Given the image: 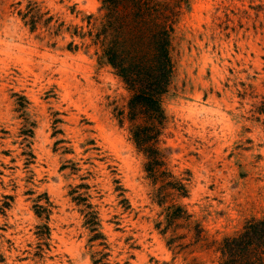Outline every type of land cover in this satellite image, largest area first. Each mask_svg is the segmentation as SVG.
Returning a JSON list of instances; mask_svg holds the SVG:
<instances>
[{"label":"clouds","instance_id":"9594fccd","mask_svg":"<svg viewBox=\"0 0 264 264\" xmlns=\"http://www.w3.org/2000/svg\"><path fill=\"white\" fill-rule=\"evenodd\" d=\"M191 12L192 0H0V264H180L194 224L208 240L234 226L239 241L241 219L264 213L250 199L264 196V14H248L234 51ZM156 31L177 72L148 111L129 103L123 69L143 58L159 74ZM166 201L182 209L171 223ZM235 264H264V235Z\"/></svg>","mask_w":264,"mask_h":264},{"label":"rangeland","instance_id":"374dc122","mask_svg":"<svg viewBox=\"0 0 264 264\" xmlns=\"http://www.w3.org/2000/svg\"><path fill=\"white\" fill-rule=\"evenodd\" d=\"M226 3H235V4L243 5V7H228L227 9H225ZM212 8H215L217 12H221V11L224 12V15L222 17L216 16L214 18V23H213ZM69 11L74 14V9L70 8ZM206 12L208 13L207 16L208 22L210 25H212L215 28L216 35L219 38V40H222L225 43L231 42L232 50L236 51L239 47L237 43L238 40L243 39V36L246 31H252V28L246 27V22L249 21L250 19L248 14L249 13H252L253 15L264 14V7L260 5L259 0H192V12H191L192 17L196 18L197 20H204ZM89 22H91V18L89 19ZM176 27L177 25H175V28ZM208 46L212 47L211 42H209ZM193 47H190V50H193ZM237 54L240 55L241 53L237 51ZM261 59H264V56H262ZM229 71H232V69H229ZM176 72H177V66H174V76L176 75ZM208 74H211L210 71ZM45 96L48 97L50 96V94L45 93ZM22 99L23 98H21V101ZM55 134L56 133L53 132V135ZM93 143L94 142L89 141L88 148H86L85 150L87 151L91 149ZM55 148L56 146L54 145L53 150H55ZM26 155L32 158V154L26 153ZM228 155H231V153H228ZM194 159L195 156L190 155L188 157V160H194ZM227 162L228 161L226 160L225 163ZM64 167L65 166L62 165L61 169L63 170ZM81 187H87V185L82 184ZM25 195H31V193L28 192L25 193ZM11 198L12 197H8V199ZM77 199L79 198L77 197ZM250 199H254L255 205L257 206L258 209L260 207H264V196H258L255 192H253ZM165 203L167 205H170L173 202L167 201ZM122 205L125 208H128V201H122ZM262 214L264 213H261L258 210L255 215H252L250 217L248 216L243 217L240 221V228L244 225V223L247 220L251 218H255ZM216 223H218L221 226V228L224 229V225L226 221L222 212L217 215ZM114 227L116 228L117 231L119 230L118 224L115 225ZM156 227L159 228V225H157ZM200 227L202 228L201 225ZM233 231H234V226H229L223 231H221L219 238L215 240L205 239L206 233L203 231L202 233L203 238L196 243L195 252L189 249L177 250L181 258L180 264H187V262L184 260L185 257H188L189 259L191 257H196V259L192 261V264H219V251H218L219 243L224 236L233 233ZM47 232L48 229L46 227H41L37 234L44 236L47 235ZM193 234H194V230L191 229L189 238L194 240ZM134 250L139 251V248H135ZM125 264H127V262H125ZM148 264H153L152 258H149Z\"/></svg>","mask_w":264,"mask_h":264},{"label":"trees","instance_id":"16d2710c","mask_svg":"<svg viewBox=\"0 0 264 264\" xmlns=\"http://www.w3.org/2000/svg\"><path fill=\"white\" fill-rule=\"evenodd\" d=\"M137 25L147 28V25L143 19V15L140 12H136ZM175 16L173 15L169 23V27L175 30ZM151 31V28H147ZM167 43L166 34L164 32L156 31L150 38V45L153 48L160 50V67L159 74L155 75L153 68L143 58H138L135 62L131 63L129 67L123 69L126 77L129 79L131 86V99L129 103L132 106L141 104L148 111L156 109V96L161 87V81L167 79L170 74L174 76V65L168 63L167 52L165 51V45ZM112 58L117 59L116 51L110 50ZM135 74V78H133ZM151 133L149 127H144L137 130L136 136L138 140L147 139ZM167 202V201H166ZM169 213V220L175 216L180 215L181 208L170 204L166 208ZM194 230L193 238L200 241L203 238V230L199 224H194L192 228ZM244 231V236L239 241L229 239L228 235L224 236L218 246L219 251V264H235L238 251L243 247L246 240H250L254 237L264 235V219L257 220V217L247 220L244 225L240 228Z\"/></svg>","mask_w":264,"mask_h":264}]
</instances>
